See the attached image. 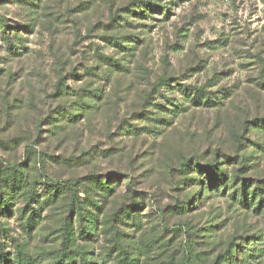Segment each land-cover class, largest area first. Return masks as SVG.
Masks as SVG:
<instances>
[{
	"label": "rangeland",
	"instance_id": "obj_1",
	"mask_svg": "<svg viewBox=\"0 0 264 264\" xmlns=\"http://www.w3.org/2000/svg\"><path fill=\"white\" fill-rule=\"evenodd\" d=\"M0 16L22 38H0V193L13 169L25 184L0 212L8 264H264V206L192 172L240 170L264 195V0H3Z\"/></svg>",
	"mask_w": 264,
	"mask_h": 264
},
{
	"label": "trees",
	"instance_id": "obj_2",
	"mask_svg": "<svg viewBox=\"0 0 264 264\" xmlns=\"http://www.w3.org/2000/svg\"><path fill=\"white\" fill-rule=\"evenodd\" d=\"M3 1V0H0ZM154 5H152L150 2L144 1L141 3H138L136 8L138 11H140V16H144V12H150L152 10H155ZM167 11H165L166 14H168L169 9H166ZM133 14L138 13L137 11H133ZM8 29H12L10 25H6L4 19L0 16V38L3 40V42L7 45L8 49L10 51H17L18 50V44H21L22 38L19 36L18 33V28L15 29V37L12 40V38H10L9 33L7 32ZM14 30V29H13ZM110 43L118 48H122L123 51L127 50L128 48L123 47V43L118 40V39H111ZM106 60H104L108 65H110L111 67H115V68H119L118 63L109 57L105 58ZM178 80L176 79H171V78H164L161 79L158 82V86L159 87H166L169 90L171 89H175L179 95L181 96L182 99H184L185 101L189 102L190 104L196 106V107H209V108H216L221 106L222 104V100L220 99L222 97H214L212 96L213 93H211L210 91H207L206 89H199V88H194L192 86H186L183 84H178L177 82ZM62 83V80H60V84ZM174 83L176 84L175 87L173 88ZM216 95V94H214ZM158 111H164V112H168L166 109V106L163 105H158ZM173 107L175 108V110H172V113L174 114H180V112L182 113H186L189 110L188 106H184V105H180V104H176L173 105ZM159 114V113H157ZM60 116V114H59ZM160 116V115H157ZM156 121L163 124L165 123V121H162L163 119L160 117H155ZM134 132L138 131V128L134 127ZM191 162L192 160H186L185 163L183 164L182 168L183 170L185 169H190L191 168ZM229 163H223V165H230V160L228 161ZM9 169V168H8ZM192 172H198L199 175L202 176L201 180H199V178L194 179V180H199V182L201 184H206L205 188H208V192H220L221 194H228V190L233 189V192L231 194V196L233 197V200L239 201L241 204H243L245 207L248 208H253L256 211L260 210L262 208V206H264V195L261 191L260 184L255 183V188L253 191H250L249 188V182L246 181V178H244L241 175V171L240 170H236L235 169V173L230 176L227 172V168L226 169H220L219 165L217 166L216 164H213L209 167H199L198 169H194ZM19 174V172L16 169H13L11 171V174L9 176V179H6L5 182L3 183L2 187V192L0 193V212L2 210V203H4L6 200H10L12 199L13 196H15L16 194H18V192L22 191V188L24 187V180L23 178L17 175ZM45 185H47V187H49L50 189H56V192L58 190H63V188H61V184L58 183H45ZM95 185L99 186L102 185V191L103 192H109L111 190L110 186H104V184H98L95 183ZM76 187V184H73V186H64V187H68L73 191V187ZM111 193V192H110ZM2 196V198H1ZM4 198V201H2V199ZM92 208H95V205L93 204L91 206ZM136 208H134L135 210ZM5 210V209H4ZM137 212V211H136ZM136 212L134 213L133 220H136ZM31 218V217H30ZM35 218V217H33ZM31 218V219H33ZM17 264H28V263H23L22 261H17ZM0 264H8V260L4 259V256H2L0 254Z\"/></svg>",
	"mask_w": 264,
	"mask_h": 264
}]
</instances>
